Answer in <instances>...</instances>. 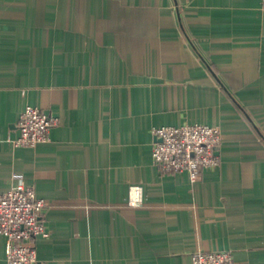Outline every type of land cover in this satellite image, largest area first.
Wrapping results in <instances>:
<instances>
[{
    "label": "crops",
    "instance_id": "0c3cea01",
    "mask_svg": "<svg viewBox=\"0 0 264 264\" xmlns=\"http://www.w3.org/2000/svg\"><path fill=\"white\" fill-rule=\"evenodd\" d=\"M27 106L58 118L35 148L13 144ZM195 123L219 166L161 175L152 130ZM18 183L50 204L39 264H264L261 1L0 0V193Z\"/></svg>",
    "mask_w": 264,
    "mask_h": 264
},
{
    "label": "built area",
    "instance_id": "2783aa9c",
    "mask_svg": "<svg viewBox=\"0 0 264 264\" xmlns=\"http://www.w3.org/2000/svg\"><path fill=\"white\" fill-rule=\"evenodd\" d=\"M264 7V0H260ZM58 118L40 108L27 106L20 115V135L13 140L15 147L35 148L51 141V131ZM154 143L152 159L161 175L187 172L196 182L204 169L220 164L219 150L222 132L218 126L187 124L163 126L152 130ZM142 189L130 188V206H141ZM49 202L38 197L34 186L18 183L0 193V235L7 241V264H39L35 240L49 237L44 217ZM192 264H236L228 251L197 250Z\"/></svg>",
    "mask_w": 264,
    "mask_h": 264
}]
</instances>
